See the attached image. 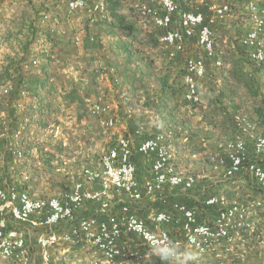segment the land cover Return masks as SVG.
I'll list each match as a JSON object with an SVG mask.
<instances>
[{
	"label": "built area",
	"instance_id": "obj_1",
	"mask_svg": "<svg viewBox=\"0 0 264 264\" xmlns=\"http://www.w3.org/2000/svg\"><path fill=\"white\" fill-rule=\"evenodd\" d=\"M192 1L207 13L191 6ZM241 2L244 14L236 16L231 0H144L135 5L141 24L160 32L158 42L169 59L185 40L196 38L204 50V56L189 57L183 66L188 103H200L207 61L218 69L223 66L213 28L231 29L228 19L233 16L236 28L250 22L238 44L245 57L264 70V0ZM108 5L107 0H68L65 8L94 24L108 15ZM81 41L77 35L73 39L76 45ZM4 67L0 105L10 103L23 115L11 124L0 110V178H27L30 163H38L63 132L59 120L48 118L51 96L42 93L43 81L49 84L54 78L45 75L46 66L33 55L5 62ZM138 94L143 104L146 96L140 90ZM90 111L103 130L116 127L114 105L103 93L91 101ZM149 125H137L132 137L120 136L97 167L84 169L83 179L49 197L0 184V264H202L208 257L264 254V135L253 133L247 121L237 123L235 136L222 146L223 154L212 158L214 186L208 187L197 185L205 176L178 169L172 132ZM247 134L250 140L244 138ZM136 156L150 159V178L144 182L138 180ZM16 167L21 170L10 172ZM195 189V195L189 194ZM167 190L188 195L192 205L174 201L152 212L149 220L136 213L135 206L145 198L165 203ZM86 204H96L99 216L79 215Z\"/></svg>",
	"mask_w": 264,
	"mask_h": 264
},
{
	"label": "rangeland",
	"instance_id": "obj_2",
	"mask_svg": "<svg viewBox=\"0 0 264 264\" xmlns=\"http://www.w3.org/2000/svg\"><path fill=\"white\" fill-rule=\"evenodd\" d=\"M67 1L0 0V81L7 76L5 62L37 56L46 66L45 75L54 78L49 84L42 83V93L51 96L52 111L48 118L59 120L63 128L62 134L51 141L49 152L41 154L38 163H30L26 169L31 174L29 177L0 178V184H14L40 197L66 190L75 181L83 179L84 169L97 167L100 157L116 144L120 136L132 137L137 123L150 122L149 127L172 132L178 169L205 176L197 185L212 187V158L223 154L222 146L235 136L236 124L247 121L253 126V133L264 135V70L252 64L238 44V39L251 26L250 22L243 21L238 28L234 26L238 21L235 20L236 14L241 15L245 11L241 0H231L235 5V16L228 19L231 29L221 25L213 28L215 46L223 66L218 69L207 61V75L200 82V103L196 105L184 99L181 82L185 60L204 56L196 38L185 40L176 56L169 59L158 42L160 32L143 26L133 12L135 5L144 0H110L116 4L115 14L119 19L113 17L109 10L106 18L109 16L110 21L100 19L97 28L84 15L69 14L65 8ZM192 2L191 6L205 11V7ZM96 30L98 33L114 32L106 41L110 45L107 61L111 63H104L108 70L104 71L103 79H99L102 75L99 65L90 64L94 59L96 62L99 58L105 59L100 55L101 43ZM76 35L82 40L79 45L73 42ZM89 37H94L95 41L90 42ZM117 42L123 45L119 46L120 53L119 48L115 52L112 49ZM124 46L129 47L125 52L122 51ZM50 53L54 55L53 59ZM67 58L73 64L78 60L83 64L72 71V76L66 75L67 68L63 71ZM51 60L57 64H51ZM109 89L120 93L125 89L129 95L126 99L117 98ZM139 90L145 95L153 91L157 96L146 98L141 104L150 112L140 109L141 112L131 114L130 111L140 101L135 96L139 95ZM101 92L113 103L112 114L118 117L116 127L108 131L101 128L99 118L90 111L91 101ZM25 103L29 104L28 101ZM5 104L0 105V110L6 111L5 120L15 123L23 114L14 110L12 104ZM31 111L29 107L24 112L28 114ZM244 138L250 140L248 134ZM134 141L137 143L139 140ZM134 161L138 180L144 182L149 179L150 159L136 156ZM20 170L16 167L10 172ZM195 191L189 194L195 195ZM165 198V203L145 198L134 210L141 218L149 220L152 212L166 209L174 201L192 205L189 196L177 190H167ZM197 212L203 213L200 209ZM79 215L99 216L98 206L86 204ZM202 264H264V254L208 257Z\"/></svg>",
	"mask_w": 264,
	"mask_h": 264
},
{
	"label": "crops",
	"instance_id": "obj_3",
	"mask_svg": "<svg viewBox=\"0 0 264 264\" xmlns=\"http://www.w3.org/2000/svg\"><path fill=\"white\" fill-rule=\"evenodd\" d=\"M106 18V17H105ZM106 19H108V21H110V19L111 18H109V16L106 18ZM97 26H99L98 25V23L96 22L95 23V28H97ZM97 31V30H96ZM96 35H99L98 36V39L100 40L99 41V43H101L100 44V46H99V48H100V55L102 56V57H105V59H100L99 58V60L96 62V61H92V62H90V64H93L94 66H96V65H99V68H101V70L103 71H101V74L102 75H100L99 76V79H103V77L105 76V74H104V71H106V70H108V65H105L106 63L105 62H107L108 64H110L111 62L110 61H107V59L109 58V56H106V54L108 53V47L110 46L108 43H106V41L109 39V36L110 35H114V32L112 33H110V32H106L105 31V33L102 31V32H100V33H98V31H97V33H96ZM115 45L117 46H113V51L115 50V49H117V48H119V53L121 52V49H120V45H121V42H117V43H115ZM123 45H121V47H122ZM126 48H128L129 49V47H127V46H124L123 48H122V51H124L125 52V49ZM79 52V51H78ZM115 52V51H114ZM79 54V53H78ZM89 54V53H88ZM92 55V54H91ZM124 55H126L125 53H124ZM49 56H50V58L51 59H53L54 58V55H51V53L49 54ZM84 56H88V55H85L84 54ZM89 56H90V54H89ZM96 56V55H95ZM81 59V61H82V59L83 58H80ZM67 60V62H66V65H65V69H63V71L65 70L66 71V68L68 69V67L69 66H73L74 67V69L75 68H78V66H82L83 64H81L80 63V60H78V61H76L77 63H75V64H73V62L71 63V60L69 59V58H67L66 59ZM69 60V61H68ZM57 62H58V60H56ZM88 62V61H87ZM61 63V62H60ZM105 63V64H104ZM51 64H54V65H56L57 63H55V61L52 63V60H51ZM63 64V63H62ZM90 64H88V65H90ZM105 66H104V65ZM91 66V65H90ZM72 71H69V70H67L66 71V73H68V74H66V75H68V76H72V75H74V73L72 72ZM107 73H109V71L107 72ZM109 86V85H108ZM123 90V92L122 93H120L119 91H112L111 89H109V91H111V93H115V95H117V98H123V99H126V97H128V92L125 90V89H122ZM125 91V92H124ZM102 93V92H101ZM125 93H127V95L125 96L124 94ZM112 96H113V94H112ZM136 97H139L137 94L135 95ZM146 98H148L149 99V97H151L150 99H152V97H154V96H157V94L155 93V92H151V91H148L147 93H146ZM114 97V96H113ZM165 97H168V94L167 95H165ZM140 109H143V111L145 110V113H148V112H150V111H147L148 109H147V107H141V103H140V101H138V104L137 105H135V107L130 111V113L132 114V113H139V112H141V110ZM155 117H157V116H155ZM118 118V117H117ZM150 123V122H149ZM138 125V123L136 124V126Z\"/></svg>",
	"mask_w": 264,
	"mask_h": 264
},
{
	"label": "trees",
	"instance_id": "obj_4",
	"mask_svg": "<svg viewBox=\"0 0 264 264\" xmlns=\"http://www.w3.org/2000/svg\"><path fill=\"white\" fill-rule=\"evenodd\" d=\"M108 1H109V4H110V6H108V8H109L110 12L112 13L113 17L119 19V17L116 16V14H115V11H116V4H113L112 1H110V0H108ZM119 21H120V20H119ZM120 23H121V21H120ZM121 24H122V23H121Z\"/></svg>",
	"mask_w": 264,
	"mask_h": 264
},
{
	"label": "clouds",
	"instance_id": "obj_5",
	"mask_svg": "<svg viewBox=\"0 0 264 264\" xmlns=\"http://www.w3.org/2000/svg\"><path fill=\"white\" fill-rule=\"evenodd\" d=\"M190 258V257H189Z\"/></svg>",
	"mask_w": 264,
	"mask_h": 264
}]
</instances>
